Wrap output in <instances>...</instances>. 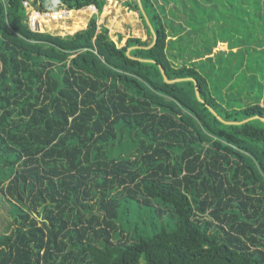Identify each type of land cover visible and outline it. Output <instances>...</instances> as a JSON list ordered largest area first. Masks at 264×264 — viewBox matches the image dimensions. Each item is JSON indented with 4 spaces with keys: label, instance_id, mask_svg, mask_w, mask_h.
<instances>
[{
    "label": "trees",
    "instance_id": "16d2710c",
    "mask_svg": "<svg viewBox=\"0 0 264 264\" xmlns=\"http://www.w3.org/2000/svg\"><path fill=\"white\" fill-rule=\"evenodd\" d=\"M123 3L146 40L0 0V264H264V0H141L149 48Z\"/></svg>",
    "mask_w": 264,
    "mask_h": 264
},
{
    "label": "rangeland",
    "instance_id": "374dc122",
    "mask_svg": "<svg viewBox=\"0 0 264 264\" xmlns=\"http://www.w3.org/2000/svg\"><path fill=\"white\" fill-rule=\"evenodd\" d=\"M125 0H107L106 5L100 14L94 6H86L79 10L72 9L71 17L61 21H47L42 27V32L50 31L58 35H67L70 32L83 28L89 22L93 14H98L97 24L105 25L109 29V34L115 41H119L118 37H123L124 45L128 36L140 37L147 39L145 25L137 11H131L124 5ZM256 48L264 47L263 44L255 45ZM227 50V44L220 42L213 50ZM245 100V99H244ZM261 102V101H260ZM92 200V198L90 199ZM95 201V198L93 199ZM8 203L0 194V232L9 233L14 225L8 212Z\"/></svg>",
    "mask_w": 264,
    "mask_h": 264
},
{
    "label": "built area",
    "instance_id": "2783aa9c",
    "mask_svg": "<svg viewBox=\"0 0 264 264\" xmlns=\"http://www.w3.org/2000/svg\"><path fill=\"white\" fill-rule=\"evenodd\" d=\"M23 6L27 12L26 23L30 30L34 32H42V25L47 21H61L71 17L72 9L60 4L56 8L40 10L35 8L29 0H23ZM94 6V5H88ZM95 8V6H94Z\"/></svg>",
    "mask_w": 264,
    "mask_h": 264
},
{
    "label": "water",
    "instance_id": "95a60500",
    "mask_svg": "<svg viewBox=\"0 0 264 264\" xmlns=\"http://www.w3.org/2000/svg\"><path fill=\"white\" fill-rule=\"evenodd\" d=\"M136 1H137L138 7H139V9H140V12H141V14H142V16H143V18H144L146 24L148 25V27H149L151 33L153 34V41H152V43L146 47V48H149V47H151V46L154 44L156 37H155V35H154V30H153V28H152V25H151V23H150V21H149L147 15H146L144 9H143V6H142V3H141V0H136ZM135 47H137V46L128 47L127 50H126V54H127L128 56H131V55H130V50L133 49V48H135ZM131 57H133V56H131ZM138 59H139V60H142V61H150V62H154L153 60H150V59H142V58H138ZM159 68H160V71H161V74H162V76H163L164 81H166V82H168V83L177 82V81H180V80H183V79H191V80H193L194 83L196 84V81H195L194 79H192V78H175V79H168V77L166 76V74H165V72H164L163 67H162V66H159ZM195 92H196V95H197L198 99H199L200 101H203V100L201 99V97L199 96V91L197 90V88H195ZM209 109H210V111H211L213 114H215V115L217 116L218 119H220V120L223 121L224 123H241V122H244V121L248 120V119H245V120H243V121H225V120H223L219 115H217L216 112H215L212 108H209ZM251 118H258V119H260V120H262V121L264 122V117H261V116H259V115L253 116V117H251ZM251 118H249V119H251Z\"/></svg>",
    "mask_w": 264,
    "mask_h": 264
},
{
    "label": "crops",
    "instance_id": "0c3cea01",
    "mask_svg": "<svg viewBox=\"0 0 264 264\" xmlns=\"http://www.w3.org/2000/svg\"><path fill=\"white\" fill-rule=\"evenodd\" d=\"M79 10V9H78ZM84 28V27H83ZM80 29H82V28H80ZM79 30V29H78ZM75 31H77V30H75ZM75 31H73V32H70V33H68L67 35H69V34H73ZM47 32H50V31H47ZM52 33V32H51ZM62 36H64L63 34H61ZM129 37V36H128ZM113 39V38H112ZM122 40H123V37H122ZM122 40H121V43H122ZM220 43V42H219ZM224 43V42H223ZM227 44V43H226ZM122 46V45H121ZM227 50H228V47H227ZM235 50V49H234Z\"/></svg>",
    "mask_w": 264,
    "mask_h": 264
},
{
    "label": "bare ground",
    "instance_id": "6f19581e",
    "mask_svg": "<svg viewBox=\"0 0 264 264\" xmlns=\"http://www.w3.org/2000/svg\"><path fill=\"white\" fill-rule=\"evenodd\" d=\"M92 7V6H91Z\"/></svg>",
    "mask_w": 264,
    "mask_h": 264
}]
</instances>
